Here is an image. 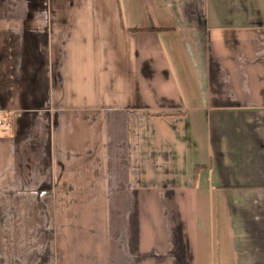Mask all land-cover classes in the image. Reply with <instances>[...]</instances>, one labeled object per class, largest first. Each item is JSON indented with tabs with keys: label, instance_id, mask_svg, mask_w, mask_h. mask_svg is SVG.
<instances>
[{
	"label": "crops",
	"instance_id": "crops-1",
	"mask_svg": "<svg viewBox=\"0 0 264 264\" xmlns=\"http://www.w3.org/2000/svg\"><path fill=\"white\" fill-rule=\"evenodd\" d=\"M2 116L0 264H264V0H0Z\"/></svg>",
	"mask_w": 264,
	"mask_h": 264
},
{
	"label": "built area",
	"instance_id": "built-area-1",
	"mask_svg": "<svg viewBox=\"0 0 264 264\" xmlns=\"http://www.w3.org/2000/svg\"><path fill=\"white\" fill-rule=\"evenodd\" d=\"M0 125L4 128V130H10L12 123L11 120L8 119L7 117L2 116L0 118Z\"/></svg>",
	"mask_w": 264,
	"mask_h": 264
},
{
	"label": "trees",
	"instance_id": "trees-1",
	"mask_svg": "<svg viewBox=\"0 0 264 264\" xmlns=\"http://www.w3.org/2000/svg\"><path fill=\"white\" fill-rule=\"evenodd\" d=\"M8 119H9V117H8ZM200 168H201L200 166H196L195 167V169H196V171H195L196 172V175H197V170L200 169Z\"/></svg>",
	"mask_w": 264,
	"mask_h": 264
}]
</instances>
